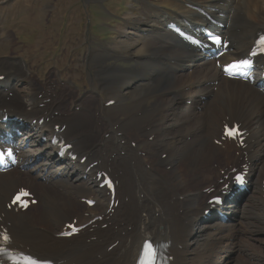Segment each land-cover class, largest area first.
Listing matches in <instances>:
<instances>
[{"label": "bare ground", "instance_id": "6f19581e", "mask_svg": "<svg viewBox=\"0 0 264 264\" xmlns=\"http://www.w3.org/2000/svg\"><path fill=\"white\" fill-rule=\"evenodd\" d=\"M141 1L150 11L120 25L117 42L107 49L113 64L90 53L103 47L90 48L84 56V65L94 64L90 91L82 93L75 86L80 70L74 65L61 86L67 75L59 68L65 59L55 63V73L39 86L23 65L14 64L9 72L5 63L0 70L5 74L0 112L23 120L15 125L21 135L12 140L20 166L0 174V229H7L15 247L55 264H135L144 241L167 244L170 264H246L239 259L245 255L264 264V255L253 254L250 242L262 245L259 237L264 236V86L258 80L250 86L223 78L213 60L166 30L174 23L199 35L201 28L212 27L230 43L220 61L227 63L245 57L255 34L264 29V0L136 2ZM3 44L10 46L7 40ZM127 62L133 66L118 64ZM185 96L193 99L192 106L179 110ZM109 101L115 103L106 107ZM165 113L170 114L168 125ZM232 123L247 133L245 147L234 148L238 158L230 156L231 147L221 150L213 144L222 126ZM56 125L65 127L62 135L78 155L75 162L56 158L50 144ZM169 140L175 146L165 145ZM220 159L249 166V191L226 202V222L216 215L203 217L212 196L202 191L220 187L224 179L210 168ZM99 172L110 173L117 185L118 204L110 210L109 197L98 189ZM35 183L39 192L33 190ZM22 185L35 195L40 215L31 208L24 213L7 209ZM91 196L95 214L85 219L78 200ZM72 217L79 226L95 217L102 220L87 226L78 239H56ZM205 235L207 243L200 242Z\"/></svg>", "mask_w": 264, "mask_h": 264}, {"label": "rangeland", "instance_id": "374dc122", "mask_svg": "<svg viewBox=\"0 0 264 264\" xmlns=\"http://www.w3.org/2000/svg\"><path fill=\"white\" fill-rule=\"evenodd\" d=\"M136 1L138 0H0V67L3 66L0 70H4L5 63L9 65V72L14 68L12 65H23L31 73L32 81H35L39 86L55 73V63L65 59V62L61 63L62 67L59 68L62 73L67 75L61 77V86L64 85L65 79L68 77V69L74 65L80 70L75 86L82 93L86 90L90 91L89 82L92 81L94 64L84 65V56L90 48L103 47L90 53H100L106 59L105 63L107 61H111L110 65L114 63L107 49L117 42L119 36L117 30L121 27L120 25L125 26L124 22H127L126 19L132 15L139 19L143 11H150V5L147 2ZM5 40L10 42V46L3 44ZM118 64L125 68L133 66V63L130 62ZM21 88L25 87H19V90L24 94L25 89ZM76 90V88L73 89V91ZM187 97L185 96L184 100ZM184 100L181 101L179 109L185 106ZM153 101L150 100L148 104H152ZM163 116V122L168 125L170 114L165 113ZM103 117L106 120L105 115ZM165 145L173 147L175 142L169 140ZM145 155L140 153L141 158H146ZM220 157L222 158V155ZM161 160L163 159L161 158ZM219 162L221 161H212L210 168L214 171L217 170L215 166H220ZM43 182L41 180L38 183L42 185ZM24 186L22 185V187ZM33 190L39 192L36 183ZM79 206L84 207L81 204ZM39 207V205L33 207L30 210L31 213L40 215L41 208L39 209ZM83 211L84 208L81 212ZM239 229L241 228L239 227ZM207 238V235L203 236V240L200 242L207 243L209 239ZM259 239L262 245H258V241H255L256 243L250 241L255 246L253 248L255 251L251 252L262 256L264 255L262 251L264 241L261 240H264V236H260ZM239 245H242V242ZM240 257V263L254 264L248 255ZM233 262L237 261L232 260L231 263Z\"/></svg>", "mask_w": 264, "mask_h": 264}, {"label": "snow or ice", "instance_id": "6c2138e0", "mask_svg": "<svg viewBox=\"0 0 264 264\" xmlns=\"http://www.w3.org/2000/svg\"><path fill=\"white\" fill-rule=\"evenodd\" d=\"M262 44H264V40L261 41ZM240 66H248V61H242L241 64H233L231 65V68H238ZM231 68L229 69V71L231 70ZM233 133H230V135ZM24 195H27V193H24ZM20 197H17V200H19ZM4 241L5 243H7L8 241V237L5 235L4 236ZM154 256V251L151 247V245L146 246V250H145V261L142 262V264H152V257Z\"/></svg>", "mask_w": 264, "mask_h": 264}]
</instances>
